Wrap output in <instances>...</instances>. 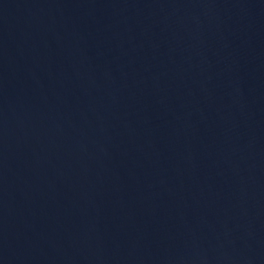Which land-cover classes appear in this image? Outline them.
<instances>
[{
	"label": "water",
	"instance_id": "water-1",
	"mask_svg": "<svg viewBox=\"0 0 264 264\" xmlns=\"http://www.w3.org/2000/svg\"><path fill=\"white\" fill-rule=\"evenodd\" d=\"M0 264H264V0H0Z\"/></svg>",
	"mask_w": 264,
	"mask_h": 264
}]
</instances>
